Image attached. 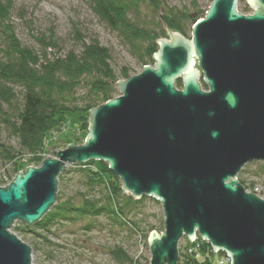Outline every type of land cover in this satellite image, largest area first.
I'll return each mask as SVG.
<instances>
[{
  "label": "water",
  "instance_id": "95a60500",
  "mask_svg": "<svg viewBox=\"0 0 264 264\" xmlns=\"http://www.w3.org/2000/svg\"><path fill=\"white\" fill-rule=\"evenodd\" d=\"M247 3L251 14L238 0H212L190 40L163 24L169 39L158 38L154 64L89 110L84 142L48 146L53 158L0 187V264H31L11 225L37 222L65 165L88 160L105 161L132 198L160 202L164 231L149 232V264H176L178 241L196 234L230 264H264V199L237 180L245 163L264 161V0Z\"/></svg>",
  "mask_w": 264,
  "mask_h": 264
},
{
  "label": "rangeland",
  "instance_id": "374dc122",
  "mask_svg": "<svg viewBox=\"0 0 264 264\" xmlns=\"http://www.w3.org/2000/svg\"><path fill=\"white\" fill-rule=\"evenodd\" d=\"M12 1L11 21L15 34L23 45L35 51L41 52L39 40L42 37H45L43 39L46 40L51 34H53L56 45L46 49L50 55L64 54L70 49L79 50L80 41L90 42L95 39L108 49L110 65L118 76L117 81L125 79L120 75L122 69L125 68L129 76H132L140 73L143 66H152L155 62L153 58V63L143 65L139 59V53L133 50L129 40L100 20L91 10L88 0ZM211 1L160 0L162 7L156 10L149 5L147 0H144L138 4L137 14L134 15L132 12L130 18L135 16L134 20L138 26L147 29L153 28L159 32L163 27L160 15L169 9L175 12L207 10ZM237 9L242 14H251L254 10L247 1H238ZM203 17L197 20L203 19ZM192 25L189 26L187 23L184 25V34L178 31L187 40L191 39ZM167 29L170 28L167 27ZM162 31H164V36L161 38L168 40L169 34L165 29ZM138 44L141 45V43ZM194 68L199 70L196 59H194ZM199 78L202 84L201 74ZM202 87L207 89L206 86L202 85ZM18 88L16 87L17 90ZM84 93V88L77 91L78 95ZM118 94L119 91L116 87L114 97ZM20 98L21 94L17 92L15 99L18 103ZM88 118L89 113L87 112H64L62 120L57 121L56 127L52 128L43 140V150L38 154L40 161L37 163L31 161L27 154L17 155L9 161L0 153V187L10 184L18 172L23 173L22 169L40 167L42 160L53 158L54 155L48 146L54 145L53 150L58 151L66 148L67 143L82 144L88 133ZM0 137L2 142L13 147V152L19 150L17 138L8 132L1 117ZM88 161L92 163H78V166L77 164H66V170H62L57 175L54 205L64 201H69L72 205H80L83 197L91 198L96 205L102 204L106 190L101 186H89L86 176V169L99 170L98 161L102 160ZM14 167L18 169V172L13 176L12 169ZM240 178L245 180V185L242 186L247 192L254 193L264 199V161L253 160L245 163L237 174L238 181ZM119 184L121 187L120 179ZM145 196L148 198L135 205L130 213V217L137 221L141 232H136L130 226L123 225L117 221L113 214L108 213H100L96 216H74V218L68 219L57 218L49 232H39L43 238L36 234L17 230V227H20V220L13 222L9 232L30 247L31 264H134L116 253L117 249H122L128 257L138 259L139 264H146L145 258H148L149 264L151 259L147 245L151 231L149 228L153 227L157 234L163 232L164 215L160 202L152 196ZM143 233H146L145 238ZM177 247V262L180 253H182V260L188 257L189 260L191 259L190 262L230 264V258L225 252L214 251L210 243L206 239L200 238L198 234L193 239L183 236L178 241Z\"/></svg>",
  "mask_w": 264,
  "mask_h": 264
},
{
  "label": "trees",
  "instance_id": "16d2710c",
  "mask_svg": "<svg viewBox=\"0 0 264 264\" xmlns=\"http://www.w3.org/2000/svg\"><path fill=\"white\" fill-rule=\"evenodd\" d=\"M142 1L144 0H88V4L100 20L129 40L144 65L154 62L153 56L158 49L157 40L164 36V31L162 28L156 32L153 28L138 26L135 16L130 18L132 12L137 14L138 4ZM147 1L153 9L162 7L160 0ZM12 2L0 0V117L8 132L17 138L19 150L13 152V147L2 142L0 137V153L9 161L17 155L27 154L31 161L37 163L40 161L38 154L43 150V140L56 127L57 121L62 120L64 112L89 113L91 108L113 98L118 76L110 65L108 49L95 39L90 42L80 41L79 50L70 49L64 54L55 55L46 51L56 45L53 34L46 40L43 39L45 37L39 40L41 52L23 45L17 38L11 21ZM205 11L206 9H197L193 12H175L169 9L160 17L168 28L184 34V25L187 23L191 26L204 16ZM120 75L123 78L129 76L125 68L120 71ZM202 85L205 86L203 83ZM16 87H19L18 90ZM176 87H182L181 79L176 81ZM81 88L85 89V93L78 95L77 91ZM17 92L21 94L19 103L15 99ZM98 162L99 170L88 168L86 176L89 186H101L106 190L102 204L96 205L91 198L84 197L80 205H72L69 201L53 204L37 222L27 224L20 221L17 230L42 237L39 232H49L57 218L108 213L113 214L123 225L141 232L130 213L135 205L148 197L143 195L140 199H134L123 192L118 176L111 172L105 161ZM87 163L92 162H85ZM17 172L18 169L14 167L13 176ZM239 182L245 185L244 179L240 178ZM149 230H153V227ZM143 237H146V233H143ZM116 253L131 263L139 264L138 259L128 257L122 249H117ZM181 255L182 253L177 264H200L199 261L190 262L188 257L182 260ZM145 262L148 264V258H145Z\"/></svg>",
  "mask_w": 264,
  "mask_h": 264
},
{
  "label": "bare ground",
  "instance_id": "6f19581e",
  "mask_svg": "<svg viewBox=\"0 0 264 264\" xmlns=\"http://www.w3.org/2000/svg\"><path fill=\"white\" fill-rule=\"evenodd\" d=\"M192 60H193V59H192ZM191 68H192V69H195V68H194V60H193V65H191Z\"/></svg>",
  "mask_w": 264,
  "mask_h": 264
},
{
  "label": "built area",
  "instance_id": "2783aa9c",
  "mask_svg": "<svg viewBox=\"0 0 264 264\" xmlns=\"http://www.w3.org/2000/svg\"><path fill=\"white\" fill-rule=\"evenodd\" d=\"M226 260H227V258H226Z\"/></svg>",
  "mask_w": 264,
  "mask_h": 264
}]
</instances>
